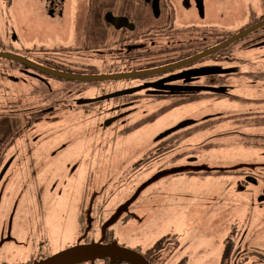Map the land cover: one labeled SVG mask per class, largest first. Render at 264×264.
<instances>
[{
  "label": "flooded vegetation",
  "instance_id": "1",
  "mask_svg": "<svg viewBox=\"0 0 264 264\" xmlns=\"http://www.w3.org/2000/svg\"><path fill=\"white\" fill-rule=\"evenodd\" d=\"M205 2L0 0V32L6 35L5 40L0 37V50L1 46H11V43L25 45L24 52L18 56L36 66L32 68L0 52V62H4L0 64H17V72L22 76L17 79L3 73L1 77L18 82L20 79L24 82L25 75L32 79L26 97L28 104H23L21 99L0 100V264H32L70 247L92 243H116L137 252L148 264H161L162 254L171 255L178 248L175 233L162 235L141 250L119 244L108 230L96 232L94 236L81 233L80 208L76 209L77 213L73 211L72 218L70 209L65 213L59 211L54 219L49 216L56 211L55 207L70 208L79 203L80 199L72 200L74 190L82 197L88 192L86 190L93 188L98 195L103 175L112 169L108 163L115 158L99 156L96 159L94 166H98L99 172L96 171L97 181L92 186L87 174L89 169L85 175L72 174L77 163L72 171L70 162L55 170L54 164L62 155L58 152L67 142L49 153H34L39 136L33 135L29 138L33 148L27 152L19 154L18 145L13 147L15 151L7 148L23 131L38 123L50 122L60 112L78 114V123L96 134L107 129L119 132L129 129L126 123L139 110L145 112L142 103L156 97L173 98V105H179L206 96L238 98L243 105L227 115L216 111L199 118H186L159 132L153 141L175 142L179 136L172 134L187 129L192 133L185 132L187 135L182 137L186 139L192 135L196 138L204 133L202 140L208 143L210 139L205 131L220 116L228 121L226 124L242 125L246 134L237 137L240 150L245 154L237 156L229 151L224 172L227 185L234 191L250 195L244 208L254 209L258 218L251 227L232 224L223 237L217 264H264V24L217 51L209 50L235 33L263 22L264 0H258L259 13L235 29H229V24L216 26ZM14 3L18 5V14L9 16L5 7L10 9ZM227 12H221L219 17L226 16ZM11 19L14 24L9 26ZM18 30L20 36H26L25 41L15 40ZM232 47H236L235 50H231ZM249 50L258 52L255 56L244 57ZM231 75L246 83L254 93L234 96L230 91ZM138 124L133 122V125ZM98 139L89 136L72 141L80 144L98 142ZM23 144L24 141L21 148ZM153 155L159 157L160 150H154ZM189 160L197 161L194 155ZM102 161L104 165L108 161L103 171ZM192 168L196 170L200 166ZM75 179L78 183L69 186L67 180L70 183ZM144 182L140 179L141 185ZM55 186H60L56 192ZM116 191L111 190L105 200L116 201ZM109 211L104 213V218L113 212ZM245 237L254 238L256 243H246ZM49 239L59 241L51 250L45 247ZM20 246L26 249L21 257L18 255ZM71 264L131 263L105 257Z\"/></svg>",
  "mask_w": 264,
  "mask_h": 264
},
{
  "label": "rangeland",
  "instance_id": "2",
  "mask_svg": "<svg viewBox=\"0 0 264 264\" xmlns=\"http://www.w3.org/2000/svg\"><path fill=\"white\" fill-rule=\"evenodd\" d=\"M205 6L214 16L216 26L229 24V29L241 26L255 13H259L258 0H206ZM5 8L9 16L18 14V5L15 3L10 9L7 5ZM223 11L228 14L219 17ZM10 24H14L12 19L9 26ZM0 37L5 40V33L0 32ZM9 38L7 35L8 41ZM14 38L26 40L25 35L20 36L19 30ZM1 47L0 52L18 55L24 52L25 45L21 46L16 42L11 43V46ZM235 48L232 47L231 50ZM254 51L249 50L243 56H255L258 51ZM5 63L6 65L0 64V75L10 74L17 79L22 77L17 72V64ZM23 77L26 80L23 82L20 79L18 82L0 76V100L6 98L14 102L21 99L23 104H26L29 100L26 97L32 87V79L26 75ZM229 83L230 91L234 96L244 97L254 93L248 89L246 83L232 75ZM241 105L243 103L238 98L228 99L223 96L201 97L179 105H173V98L156 97L146 104L142 103L145 112L139 110L133 118H130L126 123L128 130L115 132L107 129L102 133L98 131L97 134L78 123V114L65 111L60 112L50 122L38 123L23 131L7 149L13 150V147L18 145L19 154L27 152V149L33 148L34 144H31L29 139L33 135L39 136L35 141L38 145L34 146V153H49L67 142L58 152L62 155L54 164L55 170L61 169L65 162H70V171H72L77 163L72 174L85 175L89 169L87 174L90 175L89 182L92 186L97 181L96 171L99 172L98 166H94L97 163L96 159L99 156L115 158V161L108 163H111L112 169L111 172L103 175L104 178L101 180L103 186L98 195L94 193L93 188L86 190L88 192L82 197L81 194L78 196L74 193V190L71 197L75 202L80 199L79 205L70 208L55 207L53 209L56 211L49 214L50 218L54 219L59 211L65 213L69 209V216L72 218L73 211L76 212V209L78 211L80 208L81 233L94 236L96 232L108 230L113 232L119 244L141 250L151 246L162 235L175 233L178 248L171 255L162 254L161 264H217L221 257L223 237L228 233V229H231L232 224L235 223L238 227L243 224L244 227H251L258 218L254 209L244 208V203L248 201L250 195L246 192L234 191L227 185L228 178L224 172L225 161L230 157L229 151L237 156L245 154L240 150V140L237 135L246 132L240 127L242 125L226 124L228 121L220 116L210 125L209 131H205L210 139L208 143L202 140L204 133L196 138H192L191 135L185 139L182 136L187 135H185L187 129L172 134L179 136V140L175 142L169 140L155 142L153 138L159 132L186 118H199L216 111L227 115L240 109ZM135 121L139 124L133 125ZM232 134L235 137H228ZM113 135L115 137H112ZM89 136L92 139L98 137L99 141L80 144H76L75 141L73 144L72 139ZM156 149L160 150V156L154 158ZM191 155L195 156L196 162L189 160ZM107 162L105 161V165ZM105 165L102 161V171ZM192 166H200V168L195 170ZM140 179L145 180L142 185ZM67 183L69 186H74L78 180L75 179L70 183L67 180ZM59 188L60 186H55L54 191ZM114 189L117 190V200H105ZM109 210H113L110 217L104 218V213ZM132 213L134 215L129 216ZM69 230L70 228H67V231ZM244 241L251 245L256 243L252 237H245ZM58 242L57 239H49L45 247L51 250ZM25 250L22 246L18 247V255L24 256Z\"/></svg>",
  "mask_w": 264,
  "mask_h": 264
},
{
  "label": "water",
  "instance_id": "3",
  "mask_svg": "<svg viewBox=\"0 0 264 264\" xmlns=\"http://www.w3.org/2000/svg\"><path fill=\"white\" fill-rule=\"evenodd\" d=\"M263 24H264V21L257 23L245 30H242L241 32L235 33L234 35H232L231 37H229L222 43L214 46L213 48L209 50L212 52L217 51L223 48L224 46L229 45L233 43L234 41L240 39L241 37L245 36L246 34L250 33L251 31L255 30L256 28H258L259 26ZM1 55L8 57V58H12L13 60L19 61L32 68L36 67L30 62L23 60L21 57H19L16 54L3 53ZM178 127L174 129H177ZM105 257H108L111 260H114L116 258L124 259L131 264H148L145 261V259L141 255H139L137 252L131 249H128V248L120 247L116 243H111L109 245H100V244L92 243L90 245L74 246V247L65 249L64 251H61L55 255L47 257L43 260L34 262L32 264H71L73 262L93 260L95 258L102 259Z\"/></svg>",
  "mask_w": 264,
  "mask_h": 264
}]
</instances>
